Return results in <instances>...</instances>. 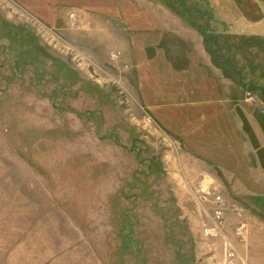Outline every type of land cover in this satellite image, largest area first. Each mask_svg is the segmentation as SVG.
Here are the masks:
<instances>
[{
	"label": "rangeland",
	"instance_id": "1",
	"mask_svg": "<svg viewBox=\"0 0 264 264\" xmlns=\"http://www.w3.org/2000/svg\"><path fill=\"white\" fill-rule=\"evenodd\" d=\"M256 2L0 0V264H264Z\"/></svg>",
	"mask_w": 264,
	"mask_h": 264
},
{
	"label": "built area",
	"instance_id": "2",
	"mask_svg": "<svg viewBox=\"0 0 264 264\" xmlns=\"http://www.w3.org/2000/svg\"><path fill=\"white\" fill-rule=\"evenodd\" d=\"M71 18L75 19L76 14H72ZM212 203L214 205V211L213 214L210 216L209 224L204 226V235L205 237L212 239H226L225 229L227 224V218L225 213L226 211L224 200L221 196H216L214 197ZM245 230L246 226L241 225L238 228L237 236H244ZM238 253L239 252H237V249L235 248L234 244L227 241L225 244L224 264H246L245 259Z\"/></svg>",
	"mask_w": 264,
	"mask_h": 264
},
{
	"label": "trees",
	"instance_id": "3",
	"mask_svg": "<svg viewBox=\"0 0 264 264\" xmlns=\"http://www.w3.org/2000/svg\"><path fill=\"white\" fill-rule=\"evenodd\" d=\"M156 1H159V2H162V4L163 5H165V7H167L169 10H171V11H173L174 13H176L177 15H179L180 17H182V18H185L186 17V15H188V13H185L184 14V7L182 6V2H187V1H193V0H180V4H181V7L179 8V7H176V6H174L172 3H169V2H167L166 0H156ZM234 1V3L237 5V6H240V10H244V8H251L253 5H258V3L256 2V0H233ZM257 1H259L260 2V4H261V7L263 6L264 7V0H257ZM202 2H204V1H202ZM184 4V3H183ZM210 4V3H209ZM212 5V4H211ZM211 5H209V6H211ZM213 6V5H212ZM189 12V11H188ZM190 13V12H189ZM200 13V12H199ZM207 13H209L210 15H211V13H213L214 14V10L212 9V8H209V9H207ZM249 15H251L249 12H247ZM262 14V13H261ZM260 14V15H261ZM190 24H193V23H191V22H189ZM194 26L196 27V25L194 24ZM205 39H206V41L208 42L209 41V38H208V36H206L205 35ZM134 49H135V46H134V48H133V51H134ZM211 51V50H210ZM215 52H217V54L215 53ZM211 53H212V55H215V56H220L219 54H218V51L217 50H212L211 51ZM214 60V64L216 65V67H218L219 69H222L223 71H226L227 72V70H229V71H231V72H233V74H235L234 72H237V71H235V68H234V64H233V62H231V61H229L228 59H225L223 62L221 61H219V60H216L215 58H213ZM233 68V69H232ZM225 76L228 78V76L229 75H227L226 73H225ZM230 79H232V78H234L237 82H238V80L234 77V76H231V77H229ZM241 79V78H240ZM240 79H239V82H240ZM239 82H238V84H239ZM242 84H245V81L244 80H242Z\"/></svg>",
	"mask_w": 264,
	"mask_h": 264
}]
</instances>
